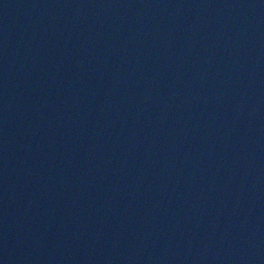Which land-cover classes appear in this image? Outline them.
Segmentation results:
<instances>
[{"label":"water","instance_id":"95a60500","mask_svg":"<svg viewBox=\"0 0 264 264\" xmlns=\"http://www.w3.org/2000/svg\"><path fill=\"white\" fill-rule=\"evenodd\" d=\"M0 264H264V0H0Z\"/></svg>","mask_w":264,"mask_h":264}]
</instances>
